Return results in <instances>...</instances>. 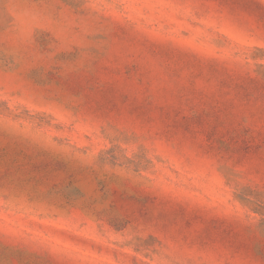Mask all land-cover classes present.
<instances>
[{
	"label": "rangeland",
	"instance_id": "1",
	"mask_svg": "<svg viewBox=\"0 0 264 264\" xmlns=\"http://www.w3.org/2000/svg\"><path fill=\"white\" fill-rule=\"evenodd\" d=\"M0 264H264V0H0Z\"/></svg>",
	"mask_w": 264,
	"mask_h": 264
}]
</instances>
